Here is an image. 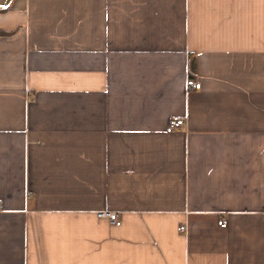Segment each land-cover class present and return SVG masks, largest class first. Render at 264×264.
<instances>
[{
  "label": "crops",
  "instance_id": "0c3cea01",
  "mask_svg": "<svg viewBox=\"0 0 264 264\" xmlns=\"http://www.w3.org/2000/svg\"><path fill=\"white\" fill-rule=\"evenodd\" d=\"M0 31V264H264V0H0Z\"/></svg>",
  "mask_w": 264,
  "mask_h": 264
},
{
  "label": "built area",
  "instance_id": "2783aa9c",
  "mask_svg": "<svg viewBox=\"0 0 264 264\" xmlns=\"http://www.w3.org/2000/svg\"><path fill=\"white\" fill-rule=\"evenodd\" d=\"M185 86L187 89H199L201 87V82L199 79L194 78L187 72L185 77ZM186 128L187 127V120L185 117H170L167 122L166 130L168 132L173 131L178 128ZM100 215L107 217L111 222L115 225H119L121 223L120 214L115 210H105L100 212ZM218 224L221 226L226 225L225 217H220L218 219ZM179 231L186 230V224L182 223L178 226Z\"/></svg>",
  "mask_w": 264,
  "mask_h": 264
},
{
  "label": "trees",
  "instance_id": "16d2710c",
  "mask_svg": "<svg viewBox=\"0 0 264 264\" xmlns=\"http://www.w3.org/2000/svg\"><path fill=\"white\" fill-rule=\"evenodd\" d=\"M0 33H4L3 31H0Z\"/></svg>",
  "mask_w": 264,
  "mask_h": 264
}]
</instances>
